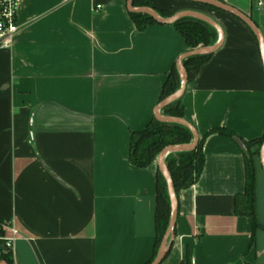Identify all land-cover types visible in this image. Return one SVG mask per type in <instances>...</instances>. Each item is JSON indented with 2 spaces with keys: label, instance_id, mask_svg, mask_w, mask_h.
I'll return each mask as SVG.
<instances>
[{
  "label": "crops",
  "instance_id": "1",
  "mask_svg": "<svg viewBox=\"0 0 264 264\" xmlns=\"http://www.w3.org/2000/svg\"><path fill=\"white\" fill-rule=\"evenodd\" d=\"M129 0H22L14 46L0 49V225L19 236L0 264H146L154 254L158 158L132 165L131 133L155 117L162 89L190 50L172 24L139 30ZM224 30L222 47L188 81L184 118L200 139L228 129L264 136V64L237 17L184 0ZM249 16L264 37V0H216ZM259 2L262 6H259ZM255 149V147L253 148ZM199 179L178 192L175 236L162 264H264V171L256 167L249 217L235 212L246 187L245 152L210 135Z\"/></svg>",
  "mask_w": 264,
  "mask_h": 264
},
{
  "label": "trees",
  "instance_id": "2",
  "mask_svg": "<svg viewBox=\"0 0 264 264\" xmlns=\"http://www.w3.org/2000/svg\"><path fill=\"white\" fill-rule=\"evenodd\" d=\"M134 5L137 7H152L149 0H134ZM157 12L162 17L173 15V13L169 11ZM131 16L139 30L145 29L149 24L158 23L144 13H131ZM172 25L183 35L190 50L202 46L213 45L218 40V32L215 28L208 23L193 17L179 19ZM211 56L212 55H198L184 60V66L188 73L189 81L196 76L201 65ZM179 88L180 76L177 70V65H175L164 83L160 102L176 92ZM161 113L165 116L184 118V105L182 103V98L164 107L161 110ZM215 133L230 138L236 137V134L228 129L217 128L200 139L196 149L192 151L171 152L167 155L166 164L170 171L177 196L180 190L189 188L199 179L205 163V154L203 151L204 141L210 135ZM192 141L193 134L187 127L175 123L161 122L154 117L144 129L136 130L131 133L129 152L130 162L136 167H147L158 158L159 154L165 147L169 145L189 144ZM263 143L264 136L260 140L245 143L248 148V152H245L246 187L245 191L236 195L235 199L236 214L247 216L251 220L252 244L255 243L256 231L262 228L258 222L256 212V167L254 156L260 155V149ZM254 147L255 149H253ZM170 215L171 202L167 183L158 168L155 210L156 241L154 254L146 264H151L157 255L162 239L169 225ZM0 257L6 258L11 262L9 253L3 252ZM180 264H191V262L188 259L186 262H181Z\"/></svg>",
  "mask_w": 264,
  "mask_h": 264
},
{
  "label": "water",
  "instance_id": "3",
  "mask_svg": "<svg viewBox=\"0 0 264 264\" xmlns=\"http://www.w3.org/2000/svg\"><path fill=\"white\" fill-rule=\"evenodd\" d=\"M194 3L203 4L206 6L214 7L218 10L225 11L241 21H243L254 33V35L257 38V41L259 43L260 52H261V58L264 64V37L258 28L257 24L245 13L239 11L235 7H232L230 5H227L226 3L216 1V0H184ZM128 10L131 13H144L149 15L151 18H153L156 22L160 24H173L174 22L178 21L179 19L185 18V17H193L196 19H199L201 21H204L211 25L213 28L216 29L218 32V40L215 44L210 46H202L193 50H189L186 53H184L179 60L177 61V70L180 76V88L174 92L173 94L169 95L165 99H163L155 112V117L165 123H175L180 124L182 126L187 127L193 134V141L189 144H180V145H169L165 147L161 153L158 156V167L163 175V177L166 180L167 187H168V193L170 197L171 202V215L169 220V225L166 230V233L162 239L161 245L159 247V250L157 252V255L153 262L151 264H162L163 261L166 259L167 254L170 250V247L172 245L174 236H175V228H176V221L178 217V196L174 187V183L172 181L170 171L168 169V166L166 164V157L171 152H183V151H192L196 149L198 146V143L200 141L199 133L196 129V127L186 120L185 118H179V117H171V116H165L161 113V110L168 106L169 104L173 103L174 101L181 99L186 91V87L188 84V73L186 71V68L184 66V60L192 57V56H198V55H212L216 51H218L222 45L224 44L225 39V33L223 28L210 16L194 11V10H186L181 11L178 13L173 14L169 17H162L154 8L152 7H137L134 5V0L128 1ZM234 141L240 146V148L246 152H248V148L246 144L238 137H234ZM260 162L261 166L264 171V143L261 146L260 149ZM4 236V231L2 229V226L0 225V237ZM4 246L2 243H0V256L3 254Z\"/></svg>",
  "mask_w": 264,
  "mask_h": 264
},
{
  "label": "built area",
  "instance_id": "4",
  "mask_svg": "<svg viewBox=\"0 0 264 264\" xmlns=\"http://www.w3.org/2000/svg\"><path fill=\"white\" fill-rule=\"evenodd\" d=\"M22 0H0V49H11L14 46L15 38L20 32L18 11ZM259 6L262 3L259 2ZM11 236L0 237V243L4 246V251L11 252L14 249L15 241L19 232L15 227H11Z\"/></svg>",
  "mask_w": 264,
  "mask_h": 264
}]
</instances>
